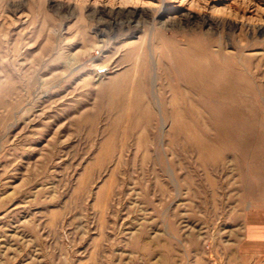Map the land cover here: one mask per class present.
Masks as SVG:
<instances>
[{
	"label": "rangeland",
	"instance_id": "obj_1",
	"mask_svg": "<svg viewBox=\"0 0 264 264\" xmlns=\"http://www.w3.org/2000/svg\"><path fill=\"white\" fill-rule=\"evenodd\" d=\"M261 24L264 0H0V264H238Z\"/></svg>",
	"mask_w": 264,
	"mask_h": 264
},
{
	"label": "crops",
	"instance_id": "obj_2",
	"mask_svg": "<svg viewBox=\"0 0 264 264\" xmlns=\"http://www.w3.org/2000/svg\"><path fill=\"white\" fill-rule=\"evenodd\" d=\"M250 232L258 233V236H248L247 243H239L237 247L236 261L238 264H264V235L254 227Z\"/></svg>",
	"mask_w": 264,
	"mask_h": 264
},
{
	"label": "bare ground",
	"instance_id": "obj_3",
	"mask_svg": "<svg viewBox=\"0 0 264 264\" xmlns=\"http://www.w3.org/2000/svg\"><path fill=\"white\" fill-rule=\"evenodd\" d=\"M190 2H191V1H190ZM194 3H195V2H194ZM188 13L191 15V12H188ZM188 13H187V14H188ZM187 16H188V15H187ZM189 17H190V16H189ZM189 17H188V18H189ZM219 20H220V19H219ZM224 20H225V19H224ZM224 20H223V21H224ZM223 21H222V23H223ZM220 22H221V21H220ZM227 22H228V21H227ZM224 23H225V22H224ZM237 23H238V22H237ZM244 23H245V22H243V24H244ZM228 24H229V23H228ZM207 25H208V24H207ZM229 26H231V27H236V24H235L234 22H231V25H229ZM247 26H249V25H247ZM252 27H253V26H252ZM228 28H229V27H228ZM255 28L263 29V30H262V33L264 32V24H263V25H262V24H261V25H257V26H255ZM258 30H259V29H258Z\"/></svg>",
	"mask_w": 264,
	"mask_h": 264
}]
</instances>
